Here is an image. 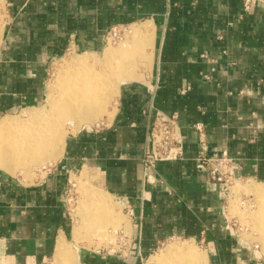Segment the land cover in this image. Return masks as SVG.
<instances>
[{"label":"crops","instance_id":"crops-1","mask_svg":"<svg viewBox=\"0 0 264 264\" xmlns=\"http://www.w3.org/2000/svg\"><path fill=\"white\" fill-rule=\"evenodd\" d=\"M3 14L0 117L39 105L51 63L67 51L103 56L114 43L109 32L132 26L148 28L152 41L139 74L144 81L122 83L110 117L69 133L45 175L25 183L0 169V264L50 260L72 229L69 180L85 172L133 207L134 242L131 251L81 250L79 264H148L172 239L201 248L206 264H262L235 231L224 185L198 160L195 126L203 125L205 154L221 172L264 183L263 4L252 1L246 10L245 0H5ZM158 112L179 115L185 159L157 162L149 181L143 160Z\"/></svg>","mask_w":264,"mask_h":264},{"label":"bare ground","instance_id":"bare-ground-1","mask_svg":"<svg viewBox=\"0 0 264 264\" xmlns=\"http://www.w3.org/2000/svg\"><path fill=\"white\" fill-rule=\"evenodd\" d=\"M4 3L5 0H0V7ZM131 28V44H122L120 48L110 46L103 56L95 58L89 53H74L69 61H64L58 78V85L62 88L59 102L49 97L48 107H34L31 116L26 119L6 116L0 120V169L17 176L56 162L63 155L70 133L67 123L76 126L84 123L90 127L101 122L106 114L111 115L108 108L116 100L121 84L138 80V75L132 74L131 70L135 69L136 64L146 66L149 61L145 49L152 41L151 31L138 26ZM88 178L85 172L78 180L88 200L77 210L80 220L73 242L79 243L80 232L85 229L97 237L98 245H102L109 239L105 227L112 222L115 224L114 206L106 192L89 188ZM235 190L252 193L257 198L258 212L253 217V224L264 245V186L238 184ZM186 244H168L165 252L151 257L148 264H206L205 254L200 253L194 245ZM55 262L79 264L78 253L65 237H61L57 243Z\"/></svg>","mask_w":264,"mask_h":264},{"label":"rangeland","instance_id":"rangeland-1","mask_svg":"<svg viewBox=\"0 0 264 264\" xmlns=\"http://www.w3.org/2000/svg\"><path fill=\"white\" fill-rule=\"evenodd\" d=\"M252 1L260 2L261 4L264 5V0H251V3H252ZM4 7H5V3L3 6L0 7V39H1L2 33L4 31V28H5V25H4L5 15L3 14ZM131 30H132L131 27L129 29H126V40L124 42H122V43H120V42L111 43V46L114 48H120V47H122V44L123 45H126V43L131 44V39H129L130 35H131V33H130ZM121 32L124 33V28L121 29ZM127 35L129 36L128 38H127ZM146 49H145V55L148 57ZM74 53H83V51H74V50L67 51L64 55H62L61 57H58L55 61H53L51 63V65L49 67L48 77H47L48 78V91H47V94H46L44 100L39 105L28 107V108H25V109L20 110L18 112L10 113L9 115H6V116H15V117H18L19 119H26V118L31 116V114H32L31 110L34 107L35 108L48 107L49 97L53 98L54 101L59 102L60 101L59 100L60 95H61L60 89H62L58 85L59 72L62 69L64 61H69L71 59V57L74 55ZM89 54H92L93 55L92 58H95L96 56L101 57L103 52H97V53H94V52L91 53L90 52ZM91 61H92V59H91ZM146 67L147 66H144V65L138 66V64H136L135 69H132L131 73L134 75H138L139 81H144L143 77H140L139 74L141 73L142 69H145ZM49 93H51V94H49ZM115 101L112 102L110 104L111 107L109 106V108H108V110L110 109L109 110L110 113H112V111H113ZM6 116H4V117H6ZM106 116L110 117L111 115L106 114L105 116H103L101 121ZM4 117H0V120L3 119ZM96 124L97 123H95L94 125H96ZM66 125H67V128H68L70 133L77 132L78 130H80L82 127L85 126L84 123L79 124V126H76L75 124L71 125L69 123H67ZM54 163H57V161L50 163V164H47V166H45L46 168L45 167L35 168V169H32L33 171H31L29 173H24V174L17 175L14 177H19L20 179H23L25 181V183H32L35 181L36 178L40 177V175H45L47 170L52 168ZM81 177H82V175H80V174L72 175L71 179L69 180L71 183H69L68 188H67L66 206H67V211H68V213L72 219V229H71L69 238L68 239L66 238V240L71 244V247H73V249L78 253V257L80 255V251L86 250V249L87 250H96V251H101V252H107L109 250H116V249L119 250L122 245L119 243L120 234H118V232L121 229L127 235H131L133 232L131 220L129 219V217L127 216V214L124 210L126 203L122 199H120L119 197H116V196L110 194L105 189L96 185L90 178H88V180H87L89 188L92 190H101L103 192H106V194L108 195L107 198L113 203V206H114L113 218H115V224H114V222H112V223L107 224V226L105 227V232H106L107 237L109 239L106 242H103L102 245H98L99 240L97 239V237H94L93 234H91L89 231H86L85 229H83L82 232H80L79 243L73 242L75 228H76V225L79 223V220H80V218L78 216L79 207L81 205H84L88 200V195L83 190H81L79 185H78V180H80ZM237 178H238V180H237ZM237 178L232 177V179H230V182L228 183V190L226 192L227 210H228L229 215L231 217L232 223L234 224L235 231H237V234L239 235L242 242L245 243L246 245H249L250 247H252L256 251V253L260 259V262L262 264H264V245L260 239V234H259L258 230L254 227V224H253L254 223L253 217L258 212L257 198L252 193L242 192V191L237 192L235 190V187H237L238 184H259V185L264 186V183L257 182L255 180L249 179L247 177H237ZM76 218H78V219H76ZM89 239H91V241ZM178 241L180 242V244L178 243ZM186 243H188V242L180 240V239H172V240L168 241L167 243H165L163 246H161L160 250L162 251L167 244H169V245L175 244V245H179V246H182V245L184 246V244H186ZM196 249L199 252L201 250V248H199L200 249L199 250L198 247ZM163 252H165V249L163 250ZM55 253H56V250H55ZM55 253L46 264H57L55 262ZM159 254H160V252H159ZM177 264H182V262H179Z\"/></svg>","mask_w":264,"mask_h":264},{"label":"built area","instance_id":"built-area-1","mask_svg":"<svg viewBox=\"0 0 264 264\" xmlns=\"http://www.w3.org/2000/svg\"><path fill=\"white\" fill-rule=\"evenodd\" d=\"M251 6V0H245V9L249 10ZM123 29V28H121ZM121 29H112L109 32V40L112 38L114 43L125 41L126 29L124 33ZM190 87H186L182 94L186 95L190 91ZM179 115L177 113L173 115H165L158 112L150 127V142H151V152L148 154L144 160L143 164L145 167L146 175L149 181H154V173L156 171L155 164L157 162H170L185 159V143L183 135L180 131L179 126ZM196 129L200 134V142L202 146V151L200 153L199 161L201 165L207 169L210 179L215 183H222L225 188V192L228 190V183L230 179L234 177V174L230 171L228 174L226 172H221L217 165L208 158L205 154L206 152V141L202 124H197ZM229 164V161L227 162ZM69 183H71L69 181ZM124 210L130 220H134L135 213L133 207L126 203ZM119 243L123 248H128L129 251L132 249L133 239H131L124 231L120 230ZM138 258H142V253L140 250L136 251Z\"/></svg>","mask_w":264,"mask_h":264}]
</instances>
